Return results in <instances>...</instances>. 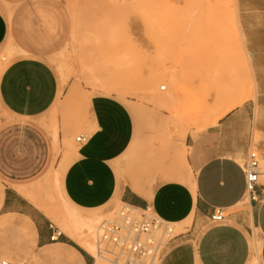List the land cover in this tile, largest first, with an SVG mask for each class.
<instances>
[{
  "label": "crops",
  "instance_id": "crops-1",
  "mask_svg": "<svg viewBox=\"0 0 264 264\" xmlns=\"http://www.w3.org/2000/svg\"><path fill=\"white\" fill-rule=\"evenodd\" d=\"M63 2L0 0V48L8 41L14 48L0 73V112L30 119L49 111L60 98L62 86L49 59L63 47L70 28ZM232 3L237 40L247 51L245 63L253 80L242 103L224 110L204 130L184 136L171 167L164 163L160 170L147 168L142 177L121 172L134 138L131 111L114 95L94 93L88 99L92 133L87 142L78 143L73 160L62 170L61 196L69 205L66 212L77 220L90 218L79 209L119 200L149 207L160 219L186 226L168 246L161 264H254L257 257L264 264V170L255 198L245 201L243 169L253 149L261 154L264 166V0ZM37 140L32 124H0V219L19 217L33 246L42 250V259L57 256L66 264H88L68 242L82 245L67 233L61 232L60 241L51 240L57 229L47 218L40 220V210L23 194L41 167L34 153L20 152V145L34 150ZM215 210L226 214L224 222L211 221ZM255 232L262 239L259 255ZM60 245L74 259L52 249Z\"/></svg>",
  "mask_w": 264,
  "mask_h": 264
},
{
  "label": "rangeland",
  "instance_id": "rangeland-1",
  "mask_svg": "<svg viewBox=\"0 0 264 264\" xmlns=\"http://www.w3.org/2000/svg\"><path fill=\"white\" fill-rule=\"evenodd\" d=\"M60 5L68 13L70 28L63 47L49 59L62 86L60 98L49 111L30 119L18 120L2 111L0 124L20 121L34 126L38 139L34 150L20 145V152L34 153L41 172L23 194L40 210L41 221L47 218L65 232L64 217L78 218L66 212L69 205L59 188L62 170L79 148L76 138L92 133L88 127L90 96L114 95L131 111L134 138L121 172L143 177L147 168L160 170L164 163L172 166L181 141L246 98L253 80L245 65L247 51L237 40L232 0H64ZM13 56L8 41L0 48V73ZM261 168L264 170L262 163ZM121 206L117 200L79 211L100 223L114 218ZM18 218L0 219V259L66 264L57 256L42 259V250L33 246ZM15 220L20 225L14 226ZM190 224L191 220L187 226ZM173 226L177 235L186 231V226ZM76 234L80 243L79 236L87 233L76 228ZM253 236L262 241L256 232ZM94 237V233L87 236L93 244ZM80 248L86 252L88 264H94L90 254L94 251ZM52 249L74 259L61 245Z\"/></svg>",
  "mask_w": 264,
  "mask_h": 264
},
{
  "label": "built area",
  "instance_id": "built-area-1",
  "mask_svg": "<svg viewBox=\"0 0 264 264\" xmlns=\"http://www.w3.org/2000/svg\"><path fill=\"white\" fill-rule=\"evenodd\" d=\"M88 139L87 134H82L76 141L85 143ZM243 169L247 192L255 198L262 175L258 150L250 151ZM210 218L213 223H221L226 220V214L215 210ZM60 235L61 231L57 230L51 240L57 241ZM94 235V254L91 255L95 261L107 264H161L168 246L178 236L173 224L160 219L149 207L139 208L129 203H123L114 218L101 221ZM0 264L26 263L0 259Z\"/></svg>",
  "mask_w": 264,
  "mask_h": 264
},
{
  "label": "bare ground",
  "instance_id": "bare-ground-1",
  "mask_svg": "<svg viewBox=\"0 0 264 264\" xmlns=\"http://www.w3.org/2000/svg\"><path fill=\"white\" fill-rule=\"evenodd\" d=\"M247 66V64H245ZM162 87H165V85H162ZM161 87V88H162ZM243 99H240L238 100L237 102L233 103L227 110H229L230 108L238 105L239 103H242ZM175 137V135H174ZM249 195V194H248ZM56 213V212H55ZM54 213V214H55ZM59 215H57L58 217ZM61 216V215H60ZM55 218V216H53ZM59 218V217H58ZM60 219V218H59ZM57 221V220H56ZM62 221V219H61ZM58 222V221H57ZM59 223V222H58ZM99 223L98 219H82V220H77V219H73L72 215L69 216H66L64 217V221H63V228L65 230V232L71 236L72 238H76L77 234H76V228H78V230L81 231V233L83 232L85 234V236H79L81 242L80 244L86 249L88 250L89 252H92L94 251V244L92 241H90V239L87 238L88 235L94 233V231L96 230V227H97V224ZM189 223V221L187 222ZM186 223V224H187ZM60 225V224H59ZM175 225V224H173ZM179 227L183 228L184 225H180ZM62 232V231H61ZM87 238V239H86ZM77 240V238H76ZM261 241L260 240H257V253L258 255L261 254ZM92 254V253H90ZM94 254V253H93ZM94 264H100L99 263V260H96L94 262ZM254 264H259V260H258V257L256 258Z\"/></svg>",
  "mask_w": 264,
  "mask_h": 264
},
{
  "label": "trees",
  "instance_id": "trees-1",
  "mask_svg": "<svg viewBox=\"0 0 264 264\" xmlns=\"http://www.w3.org/2000/svg\"><path fill=\"white\" fill-rule=\"evenodd\" d=\"M68 243H70L71 245H73L74 247H76L83 255L87 256L86 252L82 248H80L77 244H75L72 241H69Z\"/></svg>",
  "mask_w": 264,
  "mask_h": 264
}]
</instances>
